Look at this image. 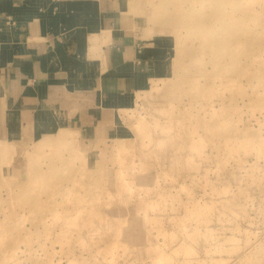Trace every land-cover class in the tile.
I'll list each match as a JSON object with an SVG mask.
<instances>
[{"label":"rangeland","instance_id":"rangeland-1","mask_svg":"<svg viewBox=\"0 0 264 264\" xmlns=\"http://www.w3.org/2000/svg\"><path fill=\"white\" fill-rule=\"evenodd\" d=\"M129 12L163 73L128 136L0 141V264H264V0Z\"/></svg>","mask_w":264,"mask_h":264},{"label":"crops","instance_id":"crops-1","mask_svg":"<svg viewBox=\"0 0 264 264\" xmlns=\"http://www.w3.org/2000/svg\"><path fill=\"white\" fill-rule=\"evenodd\" d=\"M138 24L129 0H0V141L125 131L123 109L165 67L166 39L142 37Z\"/></svg>","mask_w":264,"mask_h":264},{"label":"bare ground","instance_id":"bare-ground-1","mask_svg":"<svg viewBox=\"0 0 264 264\" xmlns=\"http://www.w3.org/2000/svg\"><path fill=\"white\" fill-rule=\"evenodd\" d=\"M255 233H253V235H254ZM256 236V235H255ZM255 251V250H254Z\"/></svg>","mask_w":264,"mask_h":264}]
</instances>
